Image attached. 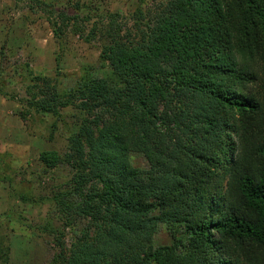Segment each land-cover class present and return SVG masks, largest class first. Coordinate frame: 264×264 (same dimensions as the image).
Instances as JSON below:
<instances>
[{"label":"trees","instance_id":"obj_1","mask_svg":"<svg viewBox=\"0 0 264 264\" xmlns=\"http://www.w3.org/2000/svg\"><path fill=\"white\" fill-rule=\"evenodd\" d=\"M34 2L61 46L98 40L109 68L63 88L25 64L20 98L0 66V94L25 106L22 119L49 115L56 128L63 109L80 112L68 150L38 155L74 170L53 196L62 228H41L59 250L49 264H264V0H138L130 18ZM76 216L89 225L67 246ZM161 224L172 241L155 246Z\"/></svg>","mask_w":264,"mask_h":264},{"label":"rangeland","instance_id":"obj_2","mask_svg":"<svg viewBox=\"0 0 264 264\" xmlns=\"http://www.w3.org/2000/svg\"><path fill=\"white\" fill-rule=\"evenodd\" d=\"M44 1L70 14L76 13L72 4L80 2L95 13L119 12L127 18L139 4L138 0ZM88 10L84 7L82 13ZM101 50L100 41L87 42L72 34L61 46L46 19V11L34 0H0V66L5 70L8 91L20 98L26 96L25 64L37 73L59 76L62 87L68 88L76 84L85 68L97 77L108 76L109 68L100 59ZM57 57L61 58L60 64ZM21 112H25V106L0 94V246L9 247L7 264H49L59 250L54 236L41 228L49 223L62 228L61 213L53 196L69 188L74 170L67 163L46 169L38 155L42 150L61 154L68 150V138L80 124V112L63 109V120L57 121L56 128L49 115L31 113L24 120ZM131 159L137 167H149L144 155L134 153ZM20 194L33 197L35 202L22 201ZM87 225L88 219L76 216L72 226L64 229L67 246ZM171 241L166 225L161 224L155 246Z\"/></svg>","mask_w":264,"mask_h":264}]
</instances>
